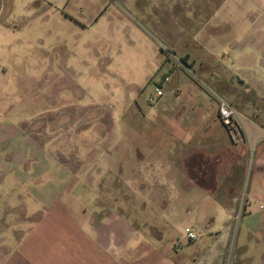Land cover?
<instances>
[{
    "label": "rangeland",
    "instance_id": "374dc122",
    "mask_svg": "<svg viewBox=\"0 0 264 264\" xmlns=\"http://www.w3.org/2000/svg\"><path fill=\"white\" fill-rule=\"evenodd\" d=\"M59 1L51 8L41 0H19L12 11L0 10V214L10 215L0 225L42 219L60 207L105 228L116 216L155 228V217L163 215L165 231L178 238L186 228L197 238L207 232L227 236L225 264H259L264 71H235L227 59L221 65L217 50L202 45L207 15L199 9L189 12L180 4L176 11L168 0L148 7L145 0ZM232 31L218 29L219 35ZM251 40L260 43L264 34L254 32ZM260 44L255 49L262 54L254 58L264 65ZM194 55L200 62L190 61ZM236 61L233 68L243 64ZM213 72L216 83L209 84L204 77ZM218 98L245 119L247 135L232 141L212 121ZM189 150L206 153L217 177L228 173L236 184L227 218L223 207L231 199L220 191L196 189L178 198L172 190L173 167L180 160L185 171ZM130 177L145 187L139 196L122 184ZM16 180L18 187L11 185Z\"/></svg>",
    "mask_w": 264,
    "mask_h": 264
},
{
    "label": "crops",
    "instance_id": "0c3cea01",
    "mask_svg": "<svg viewBox=\"0 0 264 264\" xmlns=\"http://www.w3.org/2000/svg\"><path fill=\"white\" fill-rule=\"evenodd\" d=\"M18 1L0 0V10L12 11L18 6ZM41 1L44 2L45 6L51 8L53 6L58 7L59 4L56 3L60 2L59 0ZM126 1L136 3V0ZM169 2L172 7L176 8V11L182 4L189 12L190 9L193 11L199 9L198 11L207 15L204 33L200 34V38H204L202 45H207V48L212 51L217 50L220 56V61H218L220 64L227 59L228 66L235 71L242 70V68L264 71V65H258L254 58L256 54H262V49L256 50L255 48H259V45H262L260 43L264 44V40L257 44L251 40L254 32L264 34V0H168L166 4ZM156 3L164 4L162 0H145L143 5L148 7L149 4L156 5ZM66 7L67 2L63 5L64 9ZM175 10L173 9L174 12H176ZM176 19L178 22V18ZM228 26H233V31L219 35L218 29H226ZM244 29V32H240ZM248 36L250 39L246 40L245 38ZM215 40L218 43L214 49ZM231 42L232 44H230ZM211 46L213 47L210 48ZM223 47H225V51ZM236 60H243V64L233 68ZM190 61L200 62V59L194 55ZM200 67V71H202L203 64ZM204 78L209 84H214L217 74L214 72L206 74ZM197 100L192 97L193 103L190 105H196L197 108ZM212 121H218L217 109ZM250 125L252 129L258 131L257 126L253 123ZM253 138L261 141L259 136H253ZM260 148L262 150L261 155H264V146H260ZM224 151L230 153L228 148H225ZM176 152L175 150L174 154ZM137 153L139 156L141 155L140 151ZM208 157L206 153L199 151L190 152L185 161L182 159L183 163L186 164L185 171L181 169V161L178 160V166L175 163L173 167L176 180L172 183L171 188L176 191L178 198L189 195L190 192L194 193L196 189L204 194L209 189H214L216 193L220 191L222 197L231 199L229 203L225 202L227 205L223 207L227 218L231 213V206L229 205L236 202L237 193L233 191L236 184L233 183L228 173H225L224 177L218 178L216 171L208 166ZM196 170H199V173L196 174ZM127 179L128 181H126ZM127 179L126 182L122 183L124 188L139 196L138 191L145 189V187L141 185L142 183L138 179L132 177ZM122 184L119 189H123ZM11 185L18 187L20 183L16 180ZM2 188L1 181L0 190ZM111 189L115 191L116 187ZM216 193L210 194H215L214 198L218 199L220 194L217 195ZM253 194L257 195L252 192L251 195ZM260 195L264 196V192ZM113 201L116 203L115 198ZM4 206L1 204L0 198V210ZM41 215L31 221L30 219L26 221L25 219L14 218L10 228L9 225H0V264H225L224 252L228 242L225 234L227 232H224V238H217L216 235L207 232L204 235L200 234L195 241L188 242L185 234L182 238H178L176 233L165 231L161 222L164 221L163 215L155 217L156 222H160V224L149 229L145 228L146 223H142L141 228H139V226H134L135 223H132V220L128 218L120 220L118 216L114 219L111 218V225L108 224L105 228L106 226L94 224L91 218L85 215L75 219L72 211L62 207L58 208L57 211L48 213L42 219L40 218ZM9 216L8 213H1L0 222L5 221L4 219ZM136 221L144 222L145 220L144 218H136ZM204 236H207L210 241L206 238L204 240ZM239 257L238 253L235 260L237 261ZM233 264L236 262L234 261ZM259 264H264V252Z\"/></svg>",
    "mask_w": 264,
    "mask_h": 264
},
{
    "label": "built area",
    "instance_id": "2783aa9c",
    "mask_svg": "<svg viewBox=\"0 0 264 264\" xmlns=\"http://www.w3.org/2000/svg\"><path fill=\"white\" fill-rule=\"evenodd\" d=\"M154 92L156 98H160L162 96L160 87H156ZM217 119L226 128L232 141L235 136H238L239 134L241 135L243 132H245V135H247L244 126L245 119L229 102L222 98H218ZM184 234L186 241L188 242H193L197 239V235L194 234L190 228H186Z\"/></svg>",
    "mask_w": 264,
    "mask_h": 264
}]
</instances>
